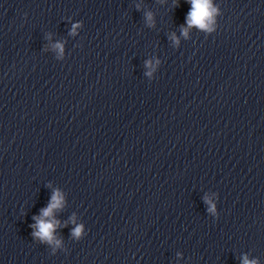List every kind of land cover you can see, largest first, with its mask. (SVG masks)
Returning a JSON list of instances; mask_svg holds the SVG:
<instances>
[{
    "label": "clouds",
    "instance_id": "obj_1",
    "mask_svg": "<svg viewBox=\"0 0 264 264\" xmlns=\"http://www.w3.org/2000/svg\"><path fill=\"white\" fill-rule=\"evenodd\" d=\"M191 4V9L187 15V25L189 28L195 26L199 29L211 31L212 29L209 27L210 23L213 22L212 18L216 9L212 6L211 0H188ZM148 19L151 20V14H148ZM75 31V26L73 27V32ZM183 35L187 36L188 29L182 28ZM175 38V37H173ZM55 48L63 51V47L61 44L54 45ZM62 206V197L59 192L53 194L51 198V202L48 207L41 210V215L38 217H34L37 221L34 228L38 229V231L34 232L35 236L40 237L42 240H45L49 243L53 242V231L54 228L59 226V221L54 219H45L46 217H52V213L54 209H59ZM213 209H209L212 211ZM80 227H77L73 231L74 236H79ZM58 245L60 242L58 240L55 241ZM243 264H257V261H249L247 256L243 259Z\"/></svg>",
    "mask_w": 264,
    "mask_h": 264
}]
</instances>
